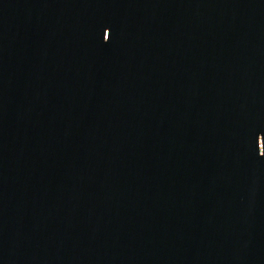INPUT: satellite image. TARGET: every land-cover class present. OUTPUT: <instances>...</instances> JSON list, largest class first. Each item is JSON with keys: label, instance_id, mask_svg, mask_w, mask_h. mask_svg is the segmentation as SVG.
Wrapping results in <instances>:
<instances>
[{"label": "water", "instance_id": "95a60500", "mask_svg": "<svg viewBox=\"0 0 264 264\" xmlns=\"http://www.w3.org/2000/svg\"><path fill=\"white\" fill-rule=\"evenodd\" d=\"M0 264H264V0H0Z\"/></svg>", "mask_w": 264, "mask_h": 264}]
</instances>
